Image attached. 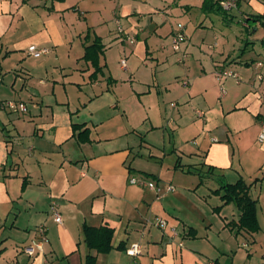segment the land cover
<instances>
[{"label":"crops","instance_id":"1","mask_svg":"<svg viewBox=\"0 0 264 264\" xmlns=\"http://www.w3.org/2000/svg\"><path fill=\"white\" fill-rule=\"evenodd\" d=\"M62 1L0 0V100L21 102L27 108L25 112L0 108V264H84L89 252L96 255V264H196L201 258L214 264H227L221 257L228 251L233 254L229 264H234V257L240 254L247 264H264V139H258L264 123V70L262 72L261 62L256 60L254 72L248 71L255 60L242 59L243 53L255 50L256 44L264 49L263 20L254 23L255 29L246 31L251 39L243 47L239 44V55L230 56L227 46L222 43L223 51L219 63L214 65V74L221 81L228 78L221 74L223 71L235 73L239 79L232 86L236 94L233 96L229 91L228 95L221 89L216 109L196 105L195 109H202L197 117L203 121L201 124L195 119V113H192L194 118L190 116L187 132L191 133L192 146L184 150L188 159H194V165L226 179L225 183H234L241 178L247 184H259L257 191H251L252 185L249 189V195L256 200L259 230L247 232L231 229L228 225L230 221H237L240 215L233 202L223 205L219 212L213 210L222 204L220 196L213 190L224 183H216L213 177L209 176L210 183L215 182V186H209L210 202L204 194L197 193L201 182L194 188L186 186L188 190H194L191 195L168 192L161 197H155L145 186L129 183L130 177H134L131 176L133 172L138 173L135 177H156L157 174L131 167L128 159L132 150L126 143L119 146L114 143L112 148L100 146L102 140L112 139L99 136L98 126L109 125L113 108L119 106L121 96L114 91L118 81L108 76L106 86H100L99 76H105L108 49L103 37L98 35L105 47L100 58V64H105L103 73L90 80L94 68L82 58L85 45L93 40L90 41L88 31L86 35L78 31L63 36L52 29L46 12L67 7ZM125 7L127 16L142 13L130 12L129 5ZM238 9L244 16L263 14L264 0H241ZM129 22L132 26L121 27V32L118 27V33L109 31V35L116 38L119 34L125 38L132 34L134 38H141L139 32L144 34L148 29L154 34L158 29L154 22L138 29L136 22L132 19ZM148 37H145V44ZM235 37L240 43V38ZM31 45L47 52L35 57L28 51ZM67 45L68 56L74 65L69 69L80 72L77 82L66 81L71 76L59 62L60 50ZM54 62L57 63L53 66L55 73H52L50 67ZM121 68L126 69V65L122 67L121 64ZM66 83L79 89L81 85H89L98 90L81 95L77 106L67 94ZM194 89L187 93L193 100L197 96ZM185 112L186 108L183 109ZM183 121L185 123L186 118ZM73 123H84L88 128L86 142L79 140L82 128L74 130ZM175 200H183V203L179 206ZM52 203L61 215V223L53 220ZM185 209L202 221L209 211L215 215H210L211 222L204 220L208 223L209 233L216 225L211 254H205L207 250L195 245V240H179V237L197 236L191 226L193 218L183 214ZM165 212L173 220H168ZM156 213L173 225L179 224L177 235L172 236L150 222L158 215ZM83 224L113 228L112 248L108 253L89 250L83 238ZM38 227L45 229L46 240L43 250L30 256L23 252V247L37 237ZM133 242L141 247L137 256L126 253V248ZM120 244L124 248H120ZM239 245L246 251H241Z\"/></svg>","mask_w":264,"mask_h":264},{"label":"rangeland","instance_id":"2","mask_svg":"<svg viewBox=\"0 0 264 264\" xmlns=\"http://www.w3.org/2000/svg\"><path fill=\"white\" fill-rule=\"evenodd\" d=\"M63 1L68 5L67 7L54 12H46L52 29L58 30L63 36L78 31H83L86 35L88 31L90 41L98 35L103 37L108 49L105 53V76H99L100 86H106L105 79L108 76L118 81L114 91L115 94L121 96L119 106L113 108L109 117V125L98 126L99 136L112 137V139L102 140L100 146L112 148L114 143L116 146L126 143L132 150L128 159V161L131 160V167L157 174L156 177L143 175L146 179L153 181L161 188L172 185L174 192L169 191L170 193H189V195L194 190H188L186 186L194 188L198 182H201L197 187V193L204 194L206 200L210 202L209 195H207L209 186L212 184L215 186V182L225 183L227 180L214 173H209L206 168L205 170L200 169V166L193 164V158H187L185 151L192 146L191 133L187 132L191 122L190 116L194 118L195 113V119H199L202 124L203 118L197 117L202 109L199 107L195 109L198 103L205 109H216L220 102L221 89L222 91L224 89L228 95L229 91L233 96L236 94L232 86L238 78L228 77L220 81L215 77L214 65L220 61V52L224 47L222 43H225V47L229 49L226 48V51H230V56L240 54L239 44L243 47L251 39L244 25L255 29L254 23L246 20L247 16H244L239 9H233L227 15L210 12L202 6L203 0H147L146 3L140 0ZM126 5L131 6L130 12L142 13L127 16L124 9ZM130 19L137 23V29L153 22L158 25V29L154 34L148 29L145 30L147 32L144 33L145 35L139 32L138 36L141 38H134L132 34L126 36L127 38L120 37L119 34L116 38L109 35V31L118 33V31L121 32V27L132 26ZM178 25L182 26L183 37L178 42V50L174 51L176 32L174 30ZM236 35L240 38V43L237 42ZM146 36H149V40H146L145 44ZM146 45H149L147 53L145 52ZM254 48L255 50H246L242 59L254 58L255 61L248 70L252 72L258 60L261 62L263 72L264 49L258 44ZM257 49L263 50L260 52ZM60 52L62 55H59V62L67 69L68 76H71L66 81L77 82L75 80L80 76V72L69 69V67L74 68L73 60L68 56L69 45ZM210 56L215 59H211ZM122 60L125 61L126 69L121 68ZM55 63L57 62L52 63L50 67L52 73H55L53 71ZM66 85L71 102L77 106L80 105L81 95L98 90V87L90 88L89 85H81V89L71 83H66ZM191 88L197 91L194 100L187 95ZM184 108H186L185 113H183ZM86 111L83 110V112ZM181 116L182 119H180ZM183 118H186L185 123ZM137 175V172H133L131 176ZM209 176L215 179L214 183H210ZM254 183L256 182L249 184L252 185V192L259 189V184L255 186ZM205 191H207L206 194ZM152 192L157 197L156 192ZM210 200L213 202L214 196L211 195ZM174 202L181 206L183 200ZM210 213L209 211L202 221L185 209L183 214L193 218L194 223L191 226L196 230L197 236L196 238L186 236L185 239L179 237V240L187 242L195 240V245L207 250L205 254H211L212 243L216 239L213 234L216 233L214 229L216 225L211 227L212 233H209L206 228L208 223H204V220L205 222L212 221L210 215L213 217L215 215ZM156 214H158L157 217L153 216V220L150 221L154 225H156V218L165 219L167 216L168 220L172 219L166 212L165 217L159 213ZM149 215L147 217H150ZM208 216H210V221ZM168 220V226L163 230H167L171 235L170 228L175 227L176 229L179 224L173 225ZM212 223H215L214 220ZM180 230L181 233V225ZM238 247L241 251H246L242 245ZM218 254L221 255L219 252ZM232 255L230 251L227 255H222V262L229 264ZM234 258V264H247L242 260L241 254ZM208 261L206 258H201L203 263Z\"/></svg>","mask_w":264,"mask_h":264},{"label":"trees","instance_id":"3","mask_svg":"<svg viewBox=\"0 0 264 264\" xmlns=\"http://www.w3.org/2000/svg\"><path fill=\"white\" fill-rule=\"evenodd\" d=\"M240 2V1H239ZM238 2V5H239ZM238 5L237 8L238 9ZM202 6L204 9H208L210 12L227 15L232 10H226L220 5V0H203ZM246 20H250L253 23L262 21L264 25V13L263 14H248ZM246 29H252V26H246ZM264 47V41H262ZM105 47L99 36H96L88 45L84 47V53L82 58L89 61L94 70L90 74V80H95L98 74L103 73L105 66L100 64V58L104 54ZM74 130L82 128L78 137L81 142L88 140V128L84 123L72 124ZM83 135V136H82ZM250 185L243 179L239 178L234 183H223L217 189L213 190L220 196L222 204L214 207L215 212H219L221 207L225 204L233 202L237 209L240 211V215L237 221H230L228 223L231 229L245 230L247 232H256L259 230V224L256 217V200L249 195ZM84 241L89 250H94L96 253H108L112 248V236L113 228L109 225H101L98 227L83 224L82 227ZM120 248H124L123 244L119 245ZM84 264H96V255L89 252Z\"/></svg>","mask_w":264,"mask_h":264},{"label":"built area","instance_id":"4","mask_svg":"<svg viewBox=\"0 0 264 264\" xmlns=\"http://www.w3.org/2000/svg\"><path fill=\"white\" fill-rule=\"evenodd\" d=\"M239 1H241V0H220V5L226 10H232V9L237 8ZM244 1H250V0H244ZM176 28L177 29H176V32L174 34V45H173L174 50H178V42L183 37L182 26L178 25ZM28 51L31 55H33L35 57H38V56L42 55L43 53L47 52L46 49L37 48L35 45L29 46ZM121 64H122V67H125V61L124 60H122ZM221 74L225 77H230V76L235 77L236 76L235 73H233L231 71H227V70L223 71ZM0 108L10 109L12 111H21V112H25L27 110L26 106L23 103L11 101V100H5V101L0 100ZM258 139L260 141L264 139V123L262 124L260 133L258 134ZM129 183L133 184V185H138V186H145L148 189L155 191L157 197H161L165 194L164 192L173 191V189H174V187L172 185H168L164 188H161V187L155 185V183L153 181H149L148 179H146L145 177H142V176L141 177H135V176L130 177ZM50 211H51L53 220L57 223H61V220H62L61 215L56 209V204H54V203L51 204ZM156 226L161 228V229H165V227L168 226L167 220H165L163 218H156ZM36 232H37V237L31 239L30 243L23 247V252L30 255V256L41 252L43 250V243L46 240L45 229L43 227H38L36 229ZM170 232H171L172 236L177 235V230L175 229V227H171ZM180 245H181V243H180ZM140 252H141V247H140L139 243H137V242L131 243L126 248V253L130 256H137L140 254ZM196 264H214V262H212V261H208L206 263L197 262Z\"/></svg>","mask_w":264,"mask_h":264}]
</instances>
